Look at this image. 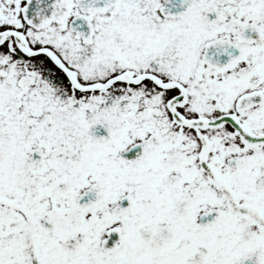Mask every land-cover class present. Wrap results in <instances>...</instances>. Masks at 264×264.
Returning a JSON list of instances; mask_svg holds the SVG:
<instances>
[{
	"label": "snow or ice",
	"instance_id": "obj_1",
	"mask_svg": "<svg viewBox=\"0 0 264 264\" xmlns=\"http://www.w3.org/2000/svg\"><path fill=\"white\" fill-rule=\"evenodd\" d=\"M0 264H264V0H0Z\"/></svg>",
	"mask_w": 264,
	"mask_h": 264
}]
</instances>
